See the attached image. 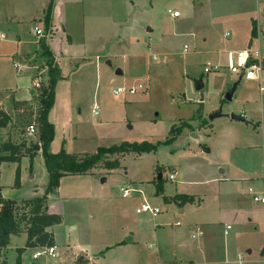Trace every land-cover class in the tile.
<instances>
[{"label": "rangeland", "instance_id": "rangeland-1", "mask_svg": "<svg viewBox=\"0 0 264 264\" xmlns=\"http://www.w3.org/2000/svg\"><path fill=\"white\" fill-rule=\"evenodd\" d=\"M199 1L203 8H193L199 6ZM220 1L61 0L62 20L55 23L58 30L53 33L50 28L51 37L39 39L34 29L45 31L47 4L42 9L43 2L36 0L29 8L33 18L19 21L13 15L18 13L17 8H26L23 2L0 0L3 15L0 31L6 35L0 42L1 102L6 94H14L17 77L32 74L25 71L19 75L13 63L29 62L43 68L51 58L44 53L41 41L46 43L51 57H59L63 48H68L67 35L74 43L80 42L83 27L90 29L87 59L59 62L64 79H59L62 82L57 84L49 110L53 127L49 153L88 157L99 149L122 143L150 146L149 151L112 154L108 158L117 159L119 166L105 168L102 175L89 172L64 175L56 188L46 194L49 213L50 208L60 211L62 202L52 200L49 195L69 199L63 202V211L55 214L60 223L51 228L56 251L64 252L65 260L44 255L31 260V251L25 247L27 234H22L11 240L21 247L15 250L16 257L5 264H16L18 249L22 250L20 264H70L67 258L76 257L81 250L90 260L80 264H201L198 260L202 250H214L217 257L222 252L223 259L227 252L226 264H232L228 261L233 249L234 254L243 256L242 264H264V204L255 202L250 194V190L255 195L264 192V143L259 128L264 123V116H260L264 91H259L257 81L242 79L231 100L225 99L238 76L226 68L224 52L246 47L230 27L236 23L243 30L246 25L250 32L257 8H219ZM169 10L177 11L179 16L172 18ZM260 16L263 22V8ZM225 32L229 33L228 38L223 36ZM259 42L258 49L264 56V40ZM184 46L187 52H183ZM236 57L233 55L234 61ZM208 64L218 68L205 73ZM117 69L121 75L115 74ZM262 78L264 85V70ZM197 81L203 84L200 92L195 88ZM139 84L142 88L134 95L113 94L117 87L128 89ZM200 93L202 102L198 101ZM38 106L36 100L33 106L25 108L18 121L21 126L33 124V135L37 134L39 139ZM250 109L256 117L251 116ZM217 112L219 116L209 119ZM243 112L248 127L234 125L237 123L231 118ZM207 123L211 126H205ZM192 133L198 138H192ZM224 135L245 138L228 142V149L225 142L228 138ZM2 136L0 132V140ZM200 150L205 154L199 155ZM33 151L23 153L17 162L1 166V185L10 198L19 202L43 197L48 185L42 149ZM218 162L222 163L218 171L225 168L228 173L231 169L237 179V200L231 199L232 196L220 206L204 204L209 206L207 212L218 213L221 221L210 232L203 225L202 205H185L186 212L181 215L173 199L181 200L183 196L174 198L179 183L202 181L207 168ZM173 171L178 174L170 179ZM192 171L200 172L201 176ZM16 174L18 186L14 185ZM216 187V183H211L198 190L205 191L210 199L208 192ZM124 190L128 191L127 198L122 196ZM144 203L158 208L157 217L136 213ZM178 220L179 226L175 224ZM197 225L203 231L202 236L192 239L195 228L192 227ZM226 226L230 227L227 236L223 234Z\"/></svg>", "mask_w": 264, "mask_h": 264}, {"label": "crops", "instance_id": "crops-1", "mask_svg": "<svg viewBox=\"0 0 264 264\" xmlns=\"http://www.w3.org/2000/svg\"><path fill=\"white\" fill-rule=\"evenodd\" d=\"M35 1L36 0H20V3L23 2L22 6L25 5L26 8H17L18 13L14 12L13 17L18 19L19 21H30L31 18H33V14L30 13L29 8H31V6L35 3ZM42 2H43V4H41V8L43 9L45 4L48 5V2H47V0H40V3H42ZM198 4H199L198 7L194 6L193 8H203L202 2L199 1V2H197V5ZM61 5H62L61 0H54V7H53L52 14H51V24L49 27L53 30L52 31L53 33H54V30L57 31L59 28V27L57 28V25H55V23L61 22V20H62L61 18H62L63 14H62V10H61L62 8H60ZM218 6H219V8H257L256 19L254 20L251 18V29H252V22L253 21L255 22V25H256V36H255V38L252 39V42H251V44L253 45V48H252V45L250 47V48H252L251 50L248 47L249 41L251 39V29H250V32H248V30L245 28V26H246L245 25L243 27V30H242L240 25L234 23V26L230 27V31L232 32V34L236 35L237 37L242 38V40H244L243 41L244 43H242V44L246 47H242L240 50H227V51H225L224 54H226V58H228L229 54H231L233 57V55H235V54L237 55V53H239V52H246V54H251V51L253 52V50H254L255 44H257V48H255V49H258L260 46L259 45V43H260L259 39L264 40V21L262 22V18L260 16V9L261 8H263V12H264V0H221L218 3ZM1 9L2 8H0V25L2 23L1 19L3 18V15L1 13ZM45 10H46V8H45ZM43 12H44V10L42 11V13ZM43 15H44V13H43ZM62 32H65V28L62 29ZM225 34H228V36L226 37V38H228L229 33L225 32L223 34L224 37H225ZM90 35H91L90 29L89 28L86 29L84 27H83L82 40L80 42L74 43L72 41V38L67 35L66 36V39H67L66 43H68V48L67 47L63 48V51L59 57H57L55 55L52 56L54 63L56 65H58V67H59V65H60L59 62L61 60L62 61L63 60H73V61H81V62L86 60L87 59L86 56H89L90 48H91L90 43H89V39H90L89 36ZM5 38H6L5 33H1V31H0V42L4 41ZM256 38L258 39V41H256ZM203 42L206 43L207 40L204 39ZM260 54H261V50H260ZM214 55H216V57H217V55H219V53L214 54ZM263 57L264 56L262 54V58ZM95 58L99 59V56L96 55ZM216 59L219 60V58H216ZM59 69H60L61 77L63 80L64 77L62 75L63 74L62 69L60 67H59ZM40 70H41V72H43L40 76L41 82L43 81V82L47 83V80H48L47 63L43 66V68L40 67ZM28 71H32V74L30 76H25V77L20 76V77L16 78L14 94L13 93L11 95L6 94L5 101H2V102L0 101V111L4 112L9 117V122L7 123V125L0 127V132L3 133V136L0 140V143L11 142L15 145L24 144L26 148H30V147L32 148L33 147V150H36L35 149L36 146L38 147V149L41 148V142L39 141L37 134L28 137L26 135L27 126H21L19 124V121H18V117L25 110V108L33 106V103L36 100H37V103H39V98H38L39 91L33 90V88H32V80L35 77V75H37V72L34 69H30ZM19 75H23V74H19ZM60 82H62V81L59 80L56 83L55 88H54V92H55V89L57 87V84ZM8 101H9V103L6 105V103ZM198 101H199V99H198ZM39 106H40V104H39ZM249 112H250L251 116L256 117V115L252 114L253 111L251 109ZM260 112H261L260 116L263 117L264 116V103L261 104ZM241 114L244 115L243 119L246 120L247 119L246 112L245 113L243 112ZM257 115H258V113H257ZM48 121H49V113H48ZM234 121H235V123H237L234 125H243L244 127H248V122H246V121H236V120H234ZM259 124H260V122H259ZM205 126H211V125L207 123V124H205ZM202 128H204V127H202ZM259 128L262 129L263 143H264V123L260 124ZM223 137L228 138V139H225V142L227 143V145H228V142H230L232 140L237 141L238 138H239L238 140L245 138L244 136L233 137L232 135H228V136L224 135ZM192 138L197 139L198 137L195 133H192ZM208 143L211 145L210 139L208 140ZM229 146L230 145H228V149H230ZM235 147H236V145H234V148ZM263 148H264V144H263ZM33 150L31 151V154H32V152H34ZM21 152L25 153L26 149H22ZM27 153H29V152L27 151ZM8 154L9 153H3V155H8ZM204 154H205L204 150L199 151V155H204ZM110 156L111 155L106 156L107 157L106 159H109L108 157H110ZM77 158L82 159L84 157H77ZM211 159L215 160L214 155H211ZM3 163H5V162H3ZM3 163H1V165H0V174H1V166ZM6 163H14V162H6ZM221 164L222 163L218 162V164L215 163V165H210L209 168H207V170L205 171V174H204L205 178L202 181H192V182H186V183H184V182L179 183L180 185L178 186L179 187L178 189L180 190L179 191L180 193H177L178 189L176 188V194L174 195V197L182 196V195L187 196V197L191 198L190 202L183 203L180 199H178V200L173 199L175 202H177L178 214H181V215H183L186 212L187 208L184 207L185 205H190V207L193 205H198V206L202 205V207H204L202 214H203V217L205 219V221L203 222V225L205 226L204 227L205 229L209 228L210 232L212 231L211 227L218 222L220 223L221 221L219 220L218 213L207 212L208 210H206V208H208L209 206L207 207L205 205H207V204L209 205L211 203H214V205L220 206L223 204V202H224L223 200L230 199L232 196L233 197L231 199H235V201L237 200V198H236V196H237V191H236L237 179H235L233 177V172L231 171V169H228V173H227L225 168L222 170L220 169L221 171H218L219 166ZM197 169L201 170L202 168H194L193 170H197ZM235 170H239V169L235 168ZM105 171H106V169L103 167L102 163H99L93 169H91L90 171H87L86 173L89 172V173L94 174V175H96V173L99 175H102ZM192 172L198 176H201L200 172H196V171H192ZM240 172L242 173V171H240ZM175 173L178 174L177 171ZM0 178H1V175H0ZM211 183H216L217 187L213 190V192H211V191L208 192L210 194V199H208L209 196L207 195V193L205 191H201L198 189L200 186H203V185L205 186V185H208ZM0 193L4 199L19 202V200H15L13 198H10L9 193H5V191L1 185V182H0ZM250 194H252V196H253V194H255V193L253 192V190H250ZM259 195L264 196V192L262 194H259ZM195 196H198V198H196ZM49 197H51L52 200L59 199L62 201V202H59L60 211H58L57 208L51 209L49 207L50 213H52L54 215L57 214L58 212H62L63 211V202H66L67 200H69L66 198L60 199L59 195H58V197H55V198L52 195H49ZM124 198H127V196ZM27 199H34V198H27ZM27 199H23V200H27ZM51 199H49V200H51ZM23 200H20V201H23ZM203 200L205 203L203 202ZM206 201H208V203ZM50 203L48 204V206L50 205ZM204 211H206V213H204ZM47 213L50 214L49 212H47ZM152 217L155 218V217H157V215L152 216ZM175 224L177 226H179L180 221L179 220L176 221ZM53 226L48 227L46 230L53 234V232L51 230V228ZM192 228H194V230L197 229L199 234H197V236L195 238H193L192 237V235L194 233L193 232L194 230H193L191 232V238L192 239L201 238L203 231L201 230L200 226L197 225V226H193ZM228 230H230V227L226 226V228L224 229V232H223V234L225 236L228 235ZM22 234H26V233H21L18 236H20ZM16 237H15V235H10L9 244L1 250V261L3 264H5L6 261H8L9 259L15 258L16 257L15 250H17L18 247H21V246L17 245L16 242L14 243L11 241V240H15ZM53 239H54V237H53ZM225 241H227V240H225ZM23 243H24V241H23ZM23 245H25V244H23ZM53 246L55 247V242H54ZM29 249L31 251V254H30L31 260L35 261L41 257L40 256L37 259H33L32 256L36 252V250H35L36 248H29ZM225 249H226V246H225ZM234 252H235V249L232 250L231 260L228 262H230V263L232 262V264H237V260H236L237 254H234ZM226 253L227 252H225L224 259H223L222 252L220 254L221 257H217L215 255L216 252H214V250L208 251V252H205V250L204 251L202 250L201 258L198 261H200L201 264H223V263L226 264ZM262 254H263V252H262ZM47 257H49V256H47ZM57 257H59V258L61 257L63 260H65L64 259V252L62 254H58V252L56 251V247H55V256L50 257V258L55 259ZM67 259L70 261V264H80L83 262L87 263L86 259H89V258L87 257L86 253L83 250H81V253L78 254L76 257L73 255V256H69ZM250 263L251 262H249L248 264H250ZM31 264H33V263H31Z\"/></svg>", "mask_w": 264, "mask_h": 264}, {"label": "trees", "instance_id": "trees-1", "mask_svg": "<svg viewBox=\"0 0 264 264\" xmlns=\"http://www.w3.org/2000/svg\"><path fill=\"white\" fill-rule=\"evenodd\" d=\"M54 7V0H49L45 10V29H48L51 24V14ZM256 36V25L252 22L251 39L248 46L251 45L252 39ZM44 53L49 56L48 80L42 84L40 90L38 109V124H39V141L41 142L42 155L45 163V168L48 176V185L45 194L41 198L27 199L20 202L4 199L0 193V264L1 250L9 244L10 235L18 236L21 233L27 234V242L25 247H51L54 245L53 234L46 229L60 223V217L54 214H48L46 208V194L53 191L58 185L60 177L68 174L85 173L94 168L98 163H102L106 169H113L119 166L118 160L106 159V156L119 153L123 155L127 152H139L141 150H150L148 145L125 144L112 146L109 148L99 149V151L91 156L82 159L74 155L66 153L51 154L47 151L49 142L52 139L53 127L48 121V113L54 102V88L57 81L61 78L59 67L54 63L51 53L45 42L41 41ZM250 62V61H249ZM9 117L0 111V127L7 125ZM173 128L170 129V132ZM22 149H26L31 154L32 148H26L24 144L15 145L11 142L0 143V165L3 162H17L23 154ZM153 149V147H151ZM3 153H9L3 155ZM19 177L15 176L14 185L18 186ZM175 198V197H174ZM183 203L190 202L191 198L182 196ZM21 249H18V257L16 264H20Z\"/></svg>", "mask_w": 264, "mask_h": 264}, {"label": "built area", "instance_id": "built-area-1", "mask_svg": "<svg viewBox=\"0 0 264 264\" xmlns=\"http://www.w3.org/2000/svg\"><path fill=\"white\" fill-rule=\"evenodd\" d=\"M168 14L172 18H177L179 16V13L177 11H168ZM34 33L36 37L39 39H49L51 37V29L48 28L45 31L39 28L34 29ZM228 34H225V37H227ZM188 48L187 46H184L183 52H187ZM250 61V62H249ZM27 62V61H26ZM209 67L204 68L205 73H209L211 69H217V65H210ZM226 68L233 74H236L238 76V79L246 80V81H257L259 83V91H264V85H263V78H262V72L264 70V59L262 58L260 54L259 49H254L253 52L251 51V54H246V52H239L237 53L236 61L233 60V57L231 54L228 55L227 62H226ZM13 68L16 70L18 74L25 73V71H28L30 69H34L37 72V75L32 80V88L33 90H41L42 88V82L40 80V76L43 72H41L40 67H34L29 62L27 64H24L20 61L13 63ZM142 85L139 84L137 87H130V88H124V87H117L115 90H113L114 95H119L122 93L127 92L130 95H134L137 92V89H141ZM97 111H95L96 114ZM241 117L243 118L244 115L241 114ZM35 133V127L33 124H30L26 128V135L28 137L33 136ZM175 175V172L173 171L170 175V179H173V176ZM128 195V191L124 190L122 196L126 197ZM253 200L255 202L264 204V196L255 195L253 194ZM137 214L141 213H149L151 216H156L159 213L158 208L152 209L147 204H142L140 208L136 210ZM192 237L195 238L197 234H199L198 230L193 231ZM42 249V251H40ZM49 256L54 257L55 256V247H40L37 248L36 252L33 254L32 258L37 259L40 256ZM243 256L241 254L236 255L237 264H242Z\"/></svg>", "mask_w": 264, "mask_h": 264}, {"label": "water", "instance_id": "water-1", "mask_svg": "<svg viewBox=\"0 0 264 264\" xmlns=\"http://www.w3.org/2000/svg\"><path fill=\"white\" fill-rule=\"evenodd\" d=\"M108 64H109V62H108ZM115 74H116V75H121L122 72H121V70L117 69L116 72H115ZM239 81H240V79H238V81L235 82V83L233 84V86L231 87V89L228 90V92H227L226 95H225V99H226V100H228V101L231 100V98H232V96H233V93H234V91H235V89H236V86H237V84H238ZM195 88H196V91L200 92L201 89L203 88V84H202L200 81H197V82H196V86H195ZM202 101H203V95L200 93V94H199V102H202ZM219 115H220L219 112H217V113H213V114H211V115L209 116V119H213V118H215V117H217V116H219ZM231 118H232L233 120H236V121H245V120L241 117V115H239V116L231 115ZM35 149L37 150L38 147L36 146ZM160 177H161L160 174H158V175H157V178L160 179Z\"/></svg>", "mask_w": 264, "mask_h": 264}]
</instances>
